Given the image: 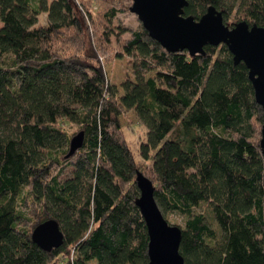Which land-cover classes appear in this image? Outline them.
Segmentation results:
<instances>
[{"label":"trees","instance_id":"16d2710c","mask_svg":"<svg viewBox=\"0 0 264 264\" xmlns=\"http://www.w3.org/2000/svg\"><path fill=\"white\" fill-rule=\"evenodd\" d=\"M130 3L0 0V264H146L139 160L157 204L182 215L184 264H264V110L244 63L224 43L167 51L141 24L114 20ZM208 4L228 25L264 26V0H187L182 13L198 18ZM123 56L118 93L103 65ZM126 111L144 127L137 158L119 124ZM63 123L83 131L69 155ZM200 202L207 214L192 210ZM48 217L63 240L45 251L30 232Z\"/></svg>","mask_w":264,"mask_h":264},{"label":"water","instance_id":"95a60500","mask_svg":"<svg viewBox=\"0 0 264 264\" xmlns=\"http://www.w3.org/2000/svg\"><path fill=\"white\" fill-rule=\"evenodd\" d=\"M187 0H131L134 13L148 35L167 51L185 49L189 55L204 53L203 45L224 43L233 63L242 61L247 69L254 101L264 110V26L245 20L224 23L222 13L208 4L198 18L184 15ZM83 131L77 130L68 140L67 155L81 146ZM259 147L262 157V188L264 198V121L260 126ZM137 195L134 203L144 221L147 244L146 264H184L178 245L179 225L168 222L153 195L151 180L140 170L134 173ZM30 239L40 249L49 251L62 243L63 233L53 217L37 222Z\"/></svg>","mask_w":264,"mask_h":264},{"label":"rangeland","instance_id":"374dc122","mask_svg":"<svg viewBox=\"0 0 264 264\" xmlns=\"http://www.w3.org/2000/svg\"><path fill=\"white\" fill-rule=\"evenodd\" d=\"M95 6L96 5L93 3L90 9L94 10ZM229 17H230L229 19H231L232 16ZM39 20L40 21L43 20V15L39 16ZM114 20L121 22L129 29H134L140 24L136 15L130 11L118 12ZM127 35L128 32L124 33V36ZM130 64H131V59L129 57L123 56L119 59H113L110 63H106L103 65L106 79L117 87L118 93L121 92L120 88L118 87L119 83L126 76H130L129 74ZM147 75L152 76L155 79L157 85L165 86L171 90L175 88V86L168 81L170 75L167 73L158 70H152L148 72ZM119 124L124 137L126 138L129 146L135 153L137 142L144 138V127L137 122L133 111H126L124 114L120 115ZM62 125L68 132L75 133L77 131L75 129V125L72 123H63ZM135 157L137 158L136 153H135ZM137 162H138L137 164L138 170L143 172L142 168L144 166V163L141 162L140 160ZM72 169H73L72 165L67 166L65 168L64 174L60 175L58 178L63 179L65 177L70 176ZM158 206L162 212V215L165 217V219L168 222L178 224L179 226L182 225V215H180L175 211L164 209L160 205ZM192 210L203 211L205 214H207L205 204L202 202L193 206Z\"/></svg>","mask_w":264,"mask_h":264}]
</instances>
